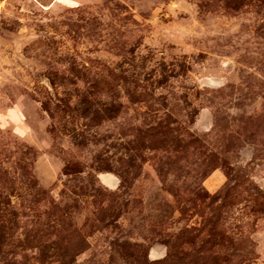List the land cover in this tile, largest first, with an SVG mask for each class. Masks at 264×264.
Listing matches in <instances>:
<instances>
[{"label": "rangeland", "instance_id": "obj_1", "mask_svg": "<svg viewBox=\"0 0 264 264\" xmlns=\"http://www.w3.org/2000/svg\"><path fill=\"white\" fill-rule=\"evenodd\" d=\"M0 264H264V0H0Z\"/></svg>", "mask_w": 264, "mask_h": 264}]
</instances>
